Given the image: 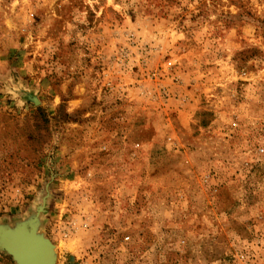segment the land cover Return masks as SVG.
Here are the masks:
<instances>
[{
	"label": "rangeland",
	"instance_id": "rangeland-1",
	"mask_svg": "<svg viewBox=\"0 0 264 264\" xmlns=\"http://www.w3.org/2000/svg\"><path fill=\"white\" fill-rule=\"evenodd\" d=\"M30 222L54 264H264V0H0V227Z\"/></svg>",
	"mask_w": 264,
	"mask_h": 264
},
{
	"label": "water",
	"instance_id": "water-1",
	"mask_svg": "<svg viewBox=\"0 0 264 264\" xmlns=\"http://www.w3.org/2000/svg\"><path fill=\"white\" fill-rule=\"evenodd\" d=\"M52 244L37 233L35 222L20 224L15 228L0 227V250L15 264H54L48 251Z\"/></svg>",
	"mask_w": 264,
	"mask_h": 264
},
{
	"label": "bare ground",
	"instance_id": "bare-ground-1",
	"mask_svg": "<svg viewBox=\"0 0 264 264\" xmlns=\"http://www.w3.org/2000/svg\"><path fill=\"white\" fill-rule=\"evenodd\" d=\"M48 251L50 252L51 255L55 256L54 248H53L52 250L49 249ZM54 258H55V257H53V259H54Z\"/></svg>",
	"mask_w": 264,
	"mask_h": 264
}]
</instances>
